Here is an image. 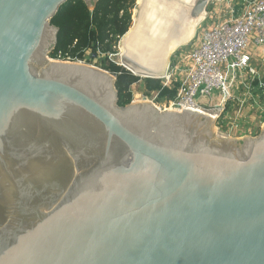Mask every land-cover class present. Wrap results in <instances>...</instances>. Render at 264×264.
<instances>
[{"label":"water","instance_id":"water-1","mask_svg":"<svg viewBox=\"0 0 264 264\" xmlns=\"http://www.w3.org/2000/svg\"><path fill=\"white\" fill-rule=\"evenodd\" d=\"M67 1L0 0V264H264V124L120 105L114 74L50 57ZM210 2L137 0L120 65L166 76Z\"/></svg>","mask_w":264,"mask_h":264},{"label":"built area","instance_id":"built-area-1","mask_svg":"<svg viewBox=\"0 0 264 264\" xmlns=\"http://www.w3.org/2000/svg\"><path fill=\"white\" fill-rule=\"evenodd\" d=\"M241 1L242 10L234 13L233 9L227 17L220 18L216 10L210 12L207 26L199 28L190 47L179 51L167 75L158 79L162 88L177 86L176 96L165 98L163 109L208 111L217 117V125L230 124L241 129L240 122L234 125L225 118V113L228 102L236 99L234 90L238 84H247L249 92L253 91L256 80L260 88L264 86V74L258 69L264 67V0ZM116 49L110 56H118L119 61L114 62L120 65L119 44ZM86 53L92 55L90 50L85 51V56ZM53 59L88 62L86 57L73 59L59 55ZM143 95L155 104L160 103L159 90Z\"/></svg>","mask_w":264,"mask_h":264},{"label":"trees","instance_id":"trees-1","mask_svg":"<svg viewBox=\"0 0 264 264\" xmlns=\"http://www.w3.org/2000/svg\"><path fill=\"white\" fill-rule=\"evenodd\" d=\"M136 0H98L95 7L90 9L84 0H69L63 4L51 19L58 27V40L55 48L49 54L56 58L59 55L73 59H84L85 51L103 55L111 52L113 46L128 31L133 22V10ZM101 67L116 76L118 102L124 106L133 99L131 87L141 77L133 75L122 66L105 58ZM145 89L148 93L159 90L158 100L173 99L177 93V86L162 88L158 79L144 78ZM254 89H259L264 97V86L260 88L259 80L254 82ZM220 124H218L219 126Z\"/></svg>","mask_w":264,"mask_h":264},{"label":"rangeland","instance_id":"rangeland-1","mask_svg":"<svg viewBox=\"0 0 264 264\" xmlns=\"http://www.w3.org/2000/svg\"><path fill=\"white\" fill-rule=\"evenodd\" d=\"M136 3H137V0H136ZM241 5L242 7H240ZM242 8H243V2L241 0H212L208 6V12L210 13L216 10L217 13L219 14V17L223 18V17H227L233 9H234V13H238L240 10H242ZM134 10H133V13H134ZM209 21L210 20H209V15H208L207 20L200 27L207 26V23H209ZM118 44L119 42L113 46L114 51H117L116 48ZM189 45H191V43ZM189 45L181 47L172 56L171 61L174 62L179 56V51L182 52L183 50L188 49V47H190ZM94 54H96L97 56L92 57L90 62H86L87 64L101 67V63L104 62L105 58H107L110 61L113 60L112 62L119 61L118 56H110L111 55L110 53L103 55L102 53L100 54V52H98ZM90 57H91V54L86 53V58H90ZM258 69L261 75H263L264 67L258 66ZM145 88H146L145 79L141 77L139 81H137L135 84L132 85L131 90L133 93L141 91L143 94H145L147 92ZM234 88H235V85H234ZM248 90H249V87L247 84H238L234 90L236 99L228 102L227 110L225 113L226 115L225 118L227 119L228 117L229 120L232 123H234V125L235 123L240 122L241 129L237 130L235 127L232 128L230 124H228L230 125V128L227 127L228 125L218 126L216 124L217 126L216 130L219 135L243 137L247 135L256 136V134L260 133L262 129V125L264 124V97H262V94L259 91V89H253V91L251 92H249ZM157 101H160V103L156 102L159 106L157 104L155 105L158 106L159 108L160 106H162L161 109H163L164 107L163 104L165 103V99H162V100L157 99Z\"/></svg>","mask_w":264,"mask_h":264},{"label":"bare ground","instance_id":"bare-ground-1","mask_svg":"<svg viewBox=\"0 0 264 264\" xmlns=\"http://www.w3.org/2000/svg\"><path fill=\"white\" fill-rule=\"evenodd\" d=\"M142 99H143L142 96H137V97L134 99V101L138 102V101H141ZM152 103H154V102H152ZM154 104H155V103H154Z\"/></svg>","mask_w":264,"mask_h":264}]
</instances>
